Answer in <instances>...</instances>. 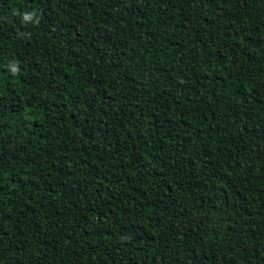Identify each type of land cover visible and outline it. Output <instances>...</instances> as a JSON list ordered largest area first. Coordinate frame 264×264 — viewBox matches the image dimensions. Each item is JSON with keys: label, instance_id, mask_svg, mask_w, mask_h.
<instances>
[{"label": "trees", "instance_id": "1", "mask_svg": "<svg viewBox=\"0 0 264 264\" xmlns=\"http://www.w3.org/2000/svg\"><path fill=\"white\" fill-rule=\"evenodd\" d=\"M0 264H264V0H0Z\"/></svg>", "mask_w": 264, "mask_h": 264}]
</instances>
